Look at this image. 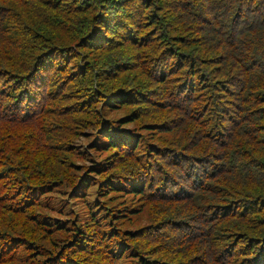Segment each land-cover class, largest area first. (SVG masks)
Returning a JSON list of instances; mask_svg holds the SVG:
<instances>
[{
	"label": "trees",
	"instance_id": "obj_1",
	"mask_svg": "<svg viewBox=\"0 0 264 264\" xmlns=\"http://www.w3.org/2000/svg\"><path fill=\"white\" fill-rule=\"evenodd\" d=\"M0 264H264V0H0Z\"/></svg>",
	"mask_w": 264,
	"mask_h": 264
}]
</instances>
